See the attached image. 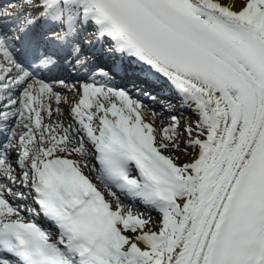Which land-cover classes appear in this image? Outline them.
Listing matches in <instances>:
<instances>
[{"label":"snow or ice","instance_id":"6c2138e0","mask_svg":"<svg viewBox=\"0 0 264 264\" xmlns=\"http://www.w3.org/2000/svg\"><path fill=\"white\" fill-rule=\"evenodd\" d=\"M0 264H264V0H0Z\"/></svg>","mask_w":264,"mask_h":264},{"label":"bare ground","instance_id":"6f19581e","mask_svg":"<svg viewBox=\"0 0 264 264\" xmlns=\"http://www.w3.org/2000/svg\"><path fill=\"white\" fill-rule=\"evenodd\" d=\"M189 115H191V113L189 114ZM150 118V117H149ZM167 123V119H166V117H165V124ZM90 175H92L93 177L95 176V173H90ZM137 206L138 207H140L138 204H137ZM142 208V207H141ZM155 213H153V216L155 217Z\"/></svg>","mask_w":264,"mask_h":264}]
</instances>
